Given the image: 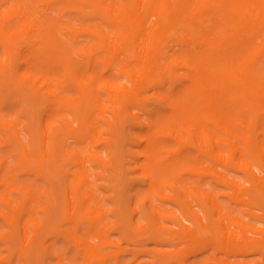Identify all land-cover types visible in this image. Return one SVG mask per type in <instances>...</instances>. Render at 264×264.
<instances>
[{"label":"bare ground","instance_id":"bare-ground-1","mask_svg":"<svg viewBox=\"0 0 264 264\" xmlns=\"http://www.w3.org/2000/svg\"><path fill=\"white\" fill-rule=\"evenodd\" d=\"M0 1L14 2L0 10V145L47 152L51 168L40 166V176L60 187L68 214L61 222L74 224L64 231L67 250L74 249L65 260L45 246L42 225L27 231L31 220L21 215L34 211L32 186L22 187L20 204L3 190L0 203L17 214L0 211L8 253L0 264H16L17 255L22 264H47L45 254L56 264H122L123 243L143 247L139 236L156 245L187 239L181 251L210 252L194 264L218 252L224 259L215 264H264V0ZM11 100L24 106L18 116L25 123L2 116ZM68 139L83 149H69ZM124 143L135 149L122 150ZM89 162L105 180L140 170L148 210L126 216L119 202V218L106 223ZM206 178L227 188L248 220L211 196ZM49 202L57 208L56 196ZM166 203L179 215L162 208ZM137 214L146 222L128 233ZM162 219L176 228L164 235ZM192 251L179 264H192ZM158 257L160 264L173 260Z\"/></svg>","mask_w":264,"mask_h":264},{"label":"rangeland","instance_id":"rangeland-1","mask_svg":"<svg viewBox=\"0 0 264 264\" xmlns=\"http://www.w3.org/2000/svg\"><path fill=\"white\" fill-rule=\"evenodd\" d=\"M14 2H5L0 1V10L5 11ZM67 18V17H66ZM66 18H64L66 20ZM3 29V28H2ZM0 57H3V49L0 47ZM22 104H15L13 100H11L7 108L2 110V116L8 115L9 117L17 120L19 123H25L26 118L18 116V111L23 108ZM149 108L154 112L158 111L157 107L150 105ZM0 109L1 106H0ZM64 114H66L64 112ZM57 125L58 122H55ZM99 124V123H98ZM101 126V124H99ZM147 129L141 127H131V133L141 132L144 133ZM4 140L3 136L0 135V142ZM27 137L26 135L23 136L22 141L26 143ZM69 149H78L81 150V144H75L72 139H68L67 141ZM29 149V146L26 147ZM126 149H135V146L128 145L126 143L123 144L122 150ZM97 151H101L99 147ZM47 152L42 150V148L38 147L35 148V152H29V154L24 155V152L18 149L13 143H9L7 145H0V167L4 166V170H0V194L3 190L9 189L10 191V198H12L16 203H21V193L24 194L25 191H22V187L25 184L31 185L34 193L36 194V199L32 203L34 206V211L32 215H21L23 221H30L32 225L27 228L29 234L34 233L35 225H42L43 232L42 235L45 237V246L51 247V250L54 253L60 254L63 259H72L73 258V247L68 251L64 237V231H69L74 228L73 222L62 223L61 219L68 215L67 211L64 210L62 205V197L60 194V187L55 184V181L49 182L44 176H40V171L42 165L47 166V168H51V164L48 161ZM82 154L83 153L82 151ZM125 161H130L129 157L124 158ZM34 161V162H33ZM35 164L38 166L36 169L28 170L29 165ZM90 171L93 173L95 179V194L100 200L99 208H101L105 213V222L111 223L115 219L119 218L116 214L119 202L122 204V208L125 211L126 216L130 214L131 210L137 208V211L140 209L148 210L149 201H145L143 206H141V196L143 193L146 192L147 186L142 185L139 182V178L141 175L140 170H135L131 173H127L122 181H118V177L112 175L109 179H103L102 177H98L97 173H102L101 169L95 165H91L90 162ZM125 167H128L126 165ZM76 167L73 168L75 170ZM232 177L234 180L242 184L243 183V176L241 174H233ZM185 178H190V175L187 174ZM68 181L72 179V176L67 177ZM114 185H117V194L114 191ZM204 188L208 190L211 196L219 195L218 200L219 202L225 206L226 208L233 209L236 211L238 216L243 217V219L248 220L246 216L241 215L240 211L243 209L241 205H236L231 203V200L225 196L224 194L230 193V191L219 185H215L212 183V180L206 178L204 180ZM15 189V190H12ZM168 192L169 189H166ZM57 198V208L52 210L50 208V200H53L54 197ZM118 196V197H117ZM129 196H131V200H129ZM189 204L193 207L194 210L200 212V207L197 201L191 197L188 199ZM92 202H86V205H91ZM162 208H165L167 211L179 215L180 208L172 203H166L163 205ZM0 211H3L10 215L11 217H15L17 213L11 212L8 208L0 203ZM115 211V212H113ZM157 217V216H156ZM155 217V219H156ZM134 224L132 228L128 231V233L134 232V227L138 224H143L146 221L141 217L140 214L134 215ZM162 226H163V234L165 235L171 229H175V223L170 219H162ZM249 223L256 226H261L254 220H249ZM1 224V221H0ZM263 226V225H262ZM2 229L7 228L3 226ZM119 235L117 233H112V239H118ZM142 240L143 247L137 248L134 244H127L126 242L123 243V246L127 247V252L121 257L122 264H160L162 259H159L158 255L165 254L163 258L165 261H171V264H179L181 259L183 258L184 254L187 251H192L194 248H190L189 250L183 252L182 249L186 248L190 245V242L187 239L183 240L182 242H174L173 244H162L156 245L155 243L146 240L145 238L142 239V236H139ZM11 244H14L13 242ZM15 249H18L16 247ZM8 253L3 250V245L0 244V257L6 256ZM210 252L203 251L197 255L193 254V251L189 254V260L187 263H197L202 262L204 259H208ZM259 255H252L247 259L253 261L258 259ZM45 260L47 264H56L57 259H53L45 254ZM177 258L176 260H174ZM224 259V254L218 252L217 254L213 255L211 260H206L204 264H215V261ZM16 264H22V260L19 259L17 255L15 258ZM232 261V259L230 260Z\"/></svg>","mask_w":264,"mask_h":264}]
</instances>
